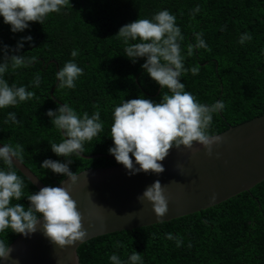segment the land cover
<instances>
[{"label":"trees","instance_id":"trees-1","mask_svg":"<svg viewBox=\"0 0 264 264\" xmlns=\"http://www.w3.org/2000/svg\"><path fill=\"white\" fill-rule=\"evenodd\" d=\"M196 6L200 12L193 16ZM163 9L176 16L185 37V67L200 66L197 75L191 71L183 75L185 89L205 104L225 102V109L214 115L210 134L264 114V0H71L61 13L49 15L43 25L30 22L29 29L21 33H12L0 17V48L9 45L15 49L22 36L31 35L32 42L25 43L19 54L36 57L31 66L10 68L5 76L10 85L27 86L35 96L18 106L0 109V143L21 145V162L45 185L57 186L67 178L40 167L45 159L64 160L51 151L49 143L61 142V134L46 115L63 103L80 114L99 111L104 125V131L85 145L83 153L101 156H74L71 170L77 174L118 164L107 156H112L108 150L113 146L110 126L114 107L140 95L159 102L162 89L142 69L143 58L133 64L124 55L125 46L115 35L121 26L151 18ZM199 32H203L208 47L189 57L187 46L195 43ZM244 33L251 40L240 44ZM72 50H78L75 58ZM73 59L84 74L75 89L59 88L56 72ZM37 73L41 82L34 87L31 83ZM9 112L16 113L19 124L5 123ZM0 167L5 166L0 163ZM14 170L25 182V196L38 191ZM18 202L29 204L27 197L13 200V204ZM168 233L182 239L180 247L166 238ZM19 235L8 230L0 233V239L10 245ZM133 251L143 255L144 264H264V180L200 212L98 236L77 249L80 264H111L113 253L126 260Z\"/></svg>","mask_w":264,"mask_h":264},{"label":"clouds","instance_id":"clouds-1","mask_svg":"<svg viewBox=\"0 0 264 264\" xmlns=\"http://www.w3.org/2000/svg\"><path fill=\"white\" fill-rule=\"evenodd\" d=\"M69 4L71 0H0V17L10 25L12 33H21L29 29L30 22L43 25L49 15L61 13ZM199 12L200 7L196 6L192 15ZM176 19L169 10L163 9L151 18H138L121 26L115 35L125 46L124 55L133 64L143 58L142 69L162 89L159 102L140 95L139 98L124 100L112 112L110 136L113 146L108 151L129 175L163 173L161 162L170 149L191 148L195 143L203 146L211 156L213 145L222 142L219 135L210 134V128L214 115L225 109V102L221 99L212 104L202 103L181 82L188 71L197 75L200 66L191 69L185 67L182 50L185 37ZM32 40L31 35L22 36L15 49L9 45L0 48L3 53V60L0 61V109L18 106L35 96L27 86L10 85L5 79L10 68L29 67L36 60V57L26 58L19 54L24 44ZM250 40L251 36L244 33L238 42L244 44ZM207 47L203 32H199L195 34V43L188 44L186 54L190 57L195 50ZM261 53L264 54V49ZM77 55L78 50H72L71 56L75 58ZM83 74L84 69L74 59L69 60L56 72L58 87L75 89L77 80ZM40 82L41 77L37 73L31 86L39 87ZM46 115L61 134V142L49 143L51 151L64 160L45 159L40 167L63 175L74 184L77 174L70 167L74 161L72 157L82 156L85 145L104 131L101 114L99 111L91 115L88 112L80 114L69 104L63 103L56 110L49 109ZM5 123L16 125L20 121L15 112H9ZM23 153L24 148L19 144L13 146L4 143L0 147V163L5 166L0 167V233L10 230L27 237L40 226L50 242L61 249L83 241L87 230L83 227L77 202L67 188L45 186L25 196V182L14 170V162H21ZM24 197L29 201L27 206L19 202L13 204V200L21 201ZM141 197L152 203L157 220L162 221L161 218L168 212V201L160 182H154L138 196V200ZM166 238L175 240L177 247L182 244L178 235L174 237L168 233ZM11 251L9 242L0 239V264L9 258ZM109 260L111 264H144L143 255L136 251L126 260L113 253Z\"/></svg>","mask_w":264,"mask_h":264},{"label":"water","instance_id":"water-1","mask_svg":"<svg viewBox=\"0 0 264 264\" xmlns=\"http://www.w3.org/2000/svg\"><path fill=\"white\" fill-rule=\"evenodd\" d=\"M216 135L222 142L213 145L211 156L195 143L191 148L170 149L161 162L164 167L161 174L129 175L118 163L83 170L77 173L74 184L63 179L57 187L67 188L77 202L87 230L85 239L61 249L38 226L30 236L20 234L14 239L10 244L11 254L2 264H80L77 249L89 239L200 212L249 191L264 180V114ZM98 156L101 155L81 157ZM107 156L115 160L114 156ZM14 163L38 191L47 186L23 162ZM156 181L160 182L168 201V212L162 221L157 220L151 202L142 197L138 200Z\"/></svg>","mask_w":264,"mask_h":264}]
</instances>
